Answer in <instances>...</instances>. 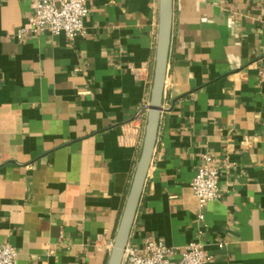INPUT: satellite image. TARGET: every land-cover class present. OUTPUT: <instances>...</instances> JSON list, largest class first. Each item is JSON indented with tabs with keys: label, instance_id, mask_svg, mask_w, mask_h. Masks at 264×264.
I'll list each match as a JSON object with an SVG mask.
<instances>
[{
	"label": "crops",
	"instance_id": "1",
	"mask_svg": "<svg viewBox=\"0 0 264 264\" xmlns=\"http://www.w3.org/2000/svg\"><path fill=\"white\" fill-rule=\"evenodd\" d=\"M35 0H0V243L17 264H108L146 136L160 0H88L75 39L19 32ZM154 156L128 245L197 236L191 183L221 169L208 264H264V0H173ZM141 117V119L139 118Z\"/></svg>",
	"mask_w": 264,
	"mask_h": 264
},
{
	"label": "built area",
	"instance_id": "2",
	"mask_svg": "<svg viewBox=\"0 0 264 264\" xmlns=\"http://www.w3.org/2000/svg\"><path fill=\"white\" fill-rule=\"evenodd\" d=\"M35 14L28 26L19 34L39 35L49 32L53 35L65 34L73 40L86 33L85 21L90 13L88 0H35ZM149 103L143 106L141 117L147 126ZM141 117H139L141 119ZM221 169L210 153L203 154V162L198 167L191 183L198 200L196 210L199 224L196 238L187 244L178 264H208L211 256L204 242L207 205L220 197L219 182ZM177 249L168 246L163 239L146 238L142 246L127 245L122 264H173ZM19 253L9 243H0V264H17Z\"/></svg>",
	"mask_w": 264,
	"mask_h": 264
},
{
	"label": "water",
	"instance_id": "3",
	"mask_svg": "<svg viewBox=\"0 0 264 264\" xmlns=\"http://www.w3.org/2000/svg\"><path fill=\"white\" fill-rule=\"evenodd\" d=\"M174 6L173 0H160V29L157 44V63L148 107L146 136L142 155L138 163L133 185L125 206L108 264H122L135 217L144 191L149 167L156 147L160 118L163 108L164 91L168 72L170 46L172 41Z\"/></svg>",
	"mask_w": 264,
	"mask_h": 264
}]
</instances>
